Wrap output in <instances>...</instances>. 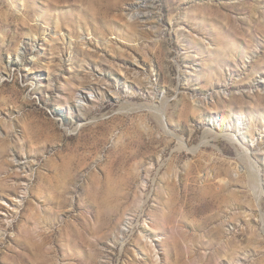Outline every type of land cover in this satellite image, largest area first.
Here are the masks:
<instances>
[{
  "label": "rangeland",
  "instance_id": "rangeland-1",
  "mask_svg": "<svg viewBox=\"0 0 264 264\" xmlns=\"http://www.w3.org/2000/svg\"><path fill=\"white\" fill-rule=\"evenodd\" d=\"M262 180L264 0H0V264H264Z\"/></svg>",
  "mask_w": 264,
  "mask_h": 264
},
{
  "label": "bare ground",
  "instance_id": "bare-ground-1",
  "mask_svg": "<svg viewBox=\"0 0 264 264\" xmlns=\"http://www.w3.org/2000/svg\"><path fill=\"white\" fill-rule=\"evenodd\" d=\"M83 102V101H82ZM218 124V123H217ZM207 131V130H206ZM210 131V130H209ZM210 133V132H209ZM213 133H214V131H213ZM211 134V133H210ZM221 134V133H220ZM220 134H214V137L215 138H218V137H220L221 135ZM239 134V133H238ZM227 134H225L224 136L227 138V139H229L230 141H232V142H235V141H237V136H236V134H231V135H229V136H226ZM211 137V136H210ZM242 144H243V142H242ZM246 152H247V154H250V151H252V149L250 148V147H246L245 149H244ZM251 161H253V160H251ZM140 168V167H139ZM143 170V169H142ZM144 171V170H143ZM146 171V170H145ZM138 173V172H137ZM146 173V172H145ZM142 175V174H141ZM137 176V175H136ZM190 176V175H189ZM137 178V177H136ZM148 178V177H147ZM146 178V179H147ZM192 178H193V176H192ZM149 179V178H148ZM138 180V179H137ZM145 182H147L146 180H145ZM260 184L259 185H261V183H262V185H263V187H264V181L262 180V182H259ZM143 184V183H142ZM145 185V184H144ZM146 202V201H145ZM144 205V204H143ZM163 206V205H162ZM166 206V205H165ZM141 207V206H140ZM139 207V208H140ZM158 210L160 209V207L159 208H157ZM165 210H166V208H164ZM160 210H162V209H160ZM159 210V211H160ZM165 210H164V212H165ZM136 211V210H135ZM138 211V210H137ZM136 211V212H137ZM144 212V211H143ZM142 212V213H143ZM162 212H163V210H162ZM163 212V213H164ZM135 214V213H134ZM140 214H141V212H140ZM164 216H166L165 215V213L163 214ZM163 215H162V213H161V216H162V220H164V218H163ZM135 216V215H134ZM161 216H159V217H161ZM135 218H136V216H135ZM152 218V217H151ZM155 218V217H154ZM166 218V217H165ZM155 220V219H154ZM157 220V219H156ZM159 220H161V218L159 219ZM153 222V221H152ZM157 223H158V221H156ZM160 222V221H159ZM162 222V224H164L165 222H163V221H161ZM160 222V223H161ZM133 224V223H132ZM161 225V224H160ZM162 226V225H161ZM146 230H147V228H146ZM143 233V232H142ZM144 234V233H143ZM148 234V233H147ZM149 236V235H148ZM145 237H146V235H145ZM150 238H151V236H150ZM142 239H144V238H142ZM149 240V239H148ZM157 262H159L158 260H157Z\"/></svg>",
  "mask_w": 264,
  "mask_h": 264
}]
</instances>
